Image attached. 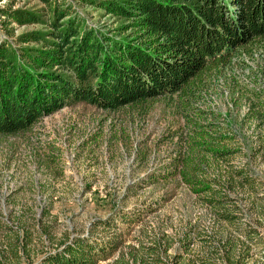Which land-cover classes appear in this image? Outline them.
<instances>
[{
	"label": "rangeland",
	"instance_id": "374dc122",
	"mask_svg": "<svg viewBox=\"0 0 264 264\" xmlns=\"http://www.w3.org/2000/svg\"><path fill=\"white\" fill-rule=\"evenodd\" d=\"M50 1L0 0V10L41 19L11 24V37L0 15V42L37 47L16 38L49 34L60 3L70 11L61 22L76 20L81 33L119 40L127 24L97 7L111 0ZM252 94L261 96L249 111ZM197 95L188 105L169 96L110 109L79 103L26 134L0 135V264H55L92 245L112 250L98 264H264V52L236 58ZM185 167L217 193H193Z\"/></svg>",
	"mask_w": 264,
	"mask_h": 264
},
{
	"label": "trees",
	"instance_id": "16d2710c",
	"mask_svg": "<svg viewBox=\"0 0 264 264\" xmlns=\"http://www.w3.org/2000/svg\"><path fill=\"white\" fill-rule=\"evenodd\" d=\"M63 7L60 3L52 10L46 36L29 32L16 38L20 44L38 43L37 47L19 52L0 42V135L26 134L41 118L79 103L110 109L169 96L188 105L207 79L233 69L236 58L264 52V0L101 1L97 7L106 14L127 21L118 29L119 40L96 30L81 33L76 20L63 24L70 13ZM0 15L11 37V24L41 22L11 5ZM254 96L261 95L247 98L249 111ZM203 139L202 144H213ZM207 150L217 157L226 153ZM186 168L180 176L193 193H217ZM111 251L103 245L80 246L52 260L98 264Z\"/></svg>",
	"mask_w": 264,
	"mask_h": 264
}]
</instances>
